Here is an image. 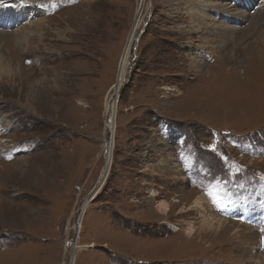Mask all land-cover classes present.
<instances>
[{"label": "rangeland", "instance_id": "1", "mask_svg": "<svg viewBox=\"0 0 264 264\" xmlns=\"http://www.w3.org/2000/svg\"><path fill=\"white\" fill-rule=\"evenodd\" d=\"M100 1L0 6L23 26L45 20L19 46L0 19V52L20 69H0V264H261L264 0ZM141 15L111 132L107 101ZM85 68L59 93L60 76ZM191 226L207 234L188 240Z\"/></svg>", "mask_w": 264, "mask_h": 264}, {"label": "bare ground", "instance_id": "2", "mask_svg": "<svg viewBox=\"0 0 264 264\" xmlns=\"http://www.w3.org/2000/svg\"><path fill=\"white\" fill-rule=\"evenodd\" d=\"M229 1V0H228ZM225 3V2H224ZM98 6L97 8L98 9H102L101 7V1L98 0L97 2ZM227 4V5H226ZM226 7H228L229 9H231L233 6H235L236 4H233V5H230V2L226 3ZM82 6V5H81ZM237 8V7H236ZM88 9V7H87ZM228 9V10H229ZM53 10V9H52ZM97 10V9H96ZM231 10H234L233 8ZM94 11V10H93ZM19 11L17 10V12H11V10H5V11H0V19L7 23L8 22V19H9V22H8V25H15L16 28H15V37H16V43L19 44V46H23L24 44L27 45V44H30L31 40L36 37V34H37V29L39 30V26H41L44 21L42 22H39V23H31L30 25L28 26H23L20 24V19H17V18H20L22 15L21 14H17ZM87 12V10H86ZM89 12V11H88ZM92 12V11H91ZM90 13V12H89ZM95 13V11H94ZM64 14V13H63ZM62 14V15H63ZM69 14V13H68ZM93 14V13H92ZM91 14V15H92ZM98 14V13H97ZM95 15L94 17V22H92V19L90 21V17H88L89 19L86 20V18H83V17H80V18H83L80 20V24L79 25H82L84 26V30L86 31L85 33H93V32H96L98 30V27H99V24L101 23L100 21H98V15ZM100 15H102L101 13H99ZM90 15V14H89ZM75 17V15H73ZM77 16V15H76ZM80 16V15H78ZM51 17V16H50ZM62 17V16H61ZM68 17V16H67ZM71 18V17H70ZM69 18V19H70ZM73 18V17H72ZM71 18V19H72ZM92 18V17H91ZM54 19V18H53ZM68 19V20H69ZM50 20V19H49ZM67 20V19H66ZM74 20V18H73ZM77 20V19H76ZM62 22V21H61ZM74 22V21H73ZM141 22H142V15L138 18L137 22H136V25H135V29L132 31V34H131V40L128 44V47L125 48L124 50V54L122 55V60H121V65H120V70H119V74H118V81L117 83H115L113 86H112V89H111V96L110 98L108 99L107 101V106H106V109L109 113L112 114L111 116V121H110V127H111V132L113 131V114H114V110L116 108V97L118 96V92L120 91V88L122 87L124 81L126 80V74H127V71H128V67H129V64H130V48H131V44L133 43L134 41V38L136 37V32L137 30L140 28V25H141ZM63 23V22H62ZM65 27V26H64ZM58 29V28H57ZM65 30V29H64ZM42 32V31H41ZM72 32V31H71ZM104 33L102 34H105V31H103ZM2 33V32H1ZM57 33V32H56ZM59 33V32H58ZM64 33V32H63ZM38 34H40V32H38ZM60 34V33H59ZM4 35V34H3ZM39 36V35H38ZM64 34H60V37L64 38L63 37ZM87 36V35H86ZM91 36H93L92 34L89 35V37L87 38V43L85 42L84 45H81L83 46H79L77 52L75 53V55H78V56H81L80 59H83V58H87L89 59V54L86 53V50L89 51V49H91V45H90V42H91ZM44 37H46L44 35ZM48 38V37H47ZM65 39V38H64ZM66 40V39H65ZM44 41V40H43ZM10 42V41H9ZM33 42V41H32ZM77 42H81V41H77ZM34 43V42H33ZM51 44V43H50ZM53 44V43H52ZM60 44V43H59ZM56 46V45H55ZM7 48V47H6ZM26 48V47H25ZM24 48V49H25ZM28 48V47H27ZM37 48V47H36ZM58 49V48H57ZM21 53V52H20ZM35 55V54H34ZM57 55V54H56ZM53 56V55H52ZM77 57V56H76ZM35 60V59H34ZM84 60V59H83ZM77 60L75 59V62ZM75 64V63H74ZM71 66V65H70ZM67 68V67H66ZM70 67L68 66V69ZM0 69L1 70H4L8 75H10L12 78H14L17 74L16 72L20 73V69L18 67H16L15 65H13V61L9 58H7L6 56H4L1 52H0ZM47 71V70H46ZM54 71V70H53ZM83 71L87 72V74H90L91 70L90 68L89 69H86L85 70H77V69H74V70H71V72L68 74V75H64V76H60L58 78V80H54L55 82L54 83H57V81H59L60 83L62 82V80H64L66 82V86L64 88H62L59 93L61 94H66V95H69L71 97V94L73 93L72 90L75 88V85H76V81L79 79L78 76L80 75H83ZM227 72H231V68H228L227 69ZM42 74V73H41ZM60 74V72H59ZM22 76V75H21ZM39 76V75H38ZM37 77V76H36ZM35 77V78H36ZM58 77V76H57ZM34 78V79H35ZM21 79V78H19ZM27 79V78H26ZM33 79V80H34ZM42 79H44L43 77L38 80L37 82V85H41V81ZM28 80V79H27ZM32 80V79H31ZM81 80V79H80ZM87 80L86 78L83 79V81ZM12 81V80H11ZM19 81V80H18ZM45 81V80H43ZM53 81V80H52ZM11 83V82H10ZM45 83V82H44ZM22 84H24L22 82ZM13 85V84H12ZM35 85V84H34ZM64 85V84H63ZM16 86V85H15ZM23 86V85H22ZM35 87V86H34ZM48 87V86H47ZM30 88V87H29ZM41 88V87H40ZM241 87H239L240 89ZM33 89V88H32ZM52 89V88H51ZM233 91V90H230V92ZM20 92V91H19ZM40 91L38 90L37 92L35 90H32V92H30L29 94V98H28V107L33 111L35 110V107L32 106V98L35 99L36 98V94H39ZM240 93V91H239ZM245 93V92H244ZM43 94V93H42ZM40 97V96H39ZM259 98H264V95L261 94V97ZM258 98V99H259ZM21 99V98H20ZM71 99V98H70ZM27 101V100H26ZM40 103V102H39ZM38 111V110H37ZM38 113V112H37ZM108 124V122H107ZM110 134V133H109ZM5 142V141H4ZM108 145H107V155H106V166L104 168V172L102 174V177L98 183V187L96 189L93 190V193L92 195H94V193L97 191V193L99 192V190L101 189L103 183L105 182V179L108 175V171H109V166L111 164V151L113 149V140L112 142L109 141V137H108ZM3 149V148H2ZM24 163H26L25 161L18 164L19 167H21ZM96 193V194H97ZM91 195V196H92ZM90 201V199H87V201L85 202V204L82 206V209H83V213H87L88 212V202ZM159 206V212L160 214H167L168 210H169V204L167 203H161L158 205ZM183 209V208H182ZM84 214V215H85ZM84 215L82 216V219L84 217ZM82 219L80 220V224L79 226H77L78 228H76L77 230V236L76 238H79L81 235V231H82V227H83V222H82ZM223 224V221L219 220L218 221V224L217 226L220 227L221 225ZM212 226H215V225H212ZM186 234L188 236V240L189 239H192L194 236H196L198 233L197 231L195 230V228H193V226L189 227L187 230H186ZM224 232V230L222 231V228H221V231L218 233L219 235H222V233ZM207 233H204V234H198L201 236V239L204 235H206ZM195 240V239H194ZM94 244H91L90 246H92ZM83 245H80V243L78 241H76V244L74 245V247L77 249L79 247H82ZM264 251V250H263ZM75 256V255H74ZM261 264H264L263 260H262V263Z\"/></svg>", "mask_w": 264, "mask_h": 264}, {"label": "snow or ice", "instance_id": "3", "mask_svg": "<svg viewBox=\"0 0 264 264\" xmlns=\"http://www.w3.org/2000/svg\"><path fill=\"white\" fill-rule=\"evenodd\" d=\"M9 0H0V6L4 5L5 3H8ZM25 0H20V3L23 4Z\"/></svg>", "mask_w": 264, "mask_h": 264}]
</instances>
